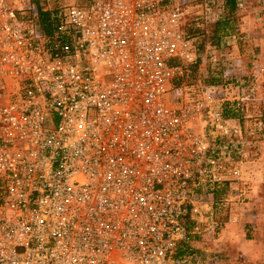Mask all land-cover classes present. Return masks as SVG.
Returning a JSON list of instances; mask_svg holds the SVG:
<instances>
[{
    "label": "built area",
    "instance_id": "2783aa9c",
    "mask_svg": "<svg viewBox=\"0 0 264 264\" xmlns=\"http://www.w3.org/2000/svg\"><path fill=\"white\" fill-rule=\"evenodd\" d=\"M188 1L0 0V264H190L219 232L247 153L227 86L169 102L202 56Z\"/></svg>",
    "mask_w": 264,
    "mask_h": 264
},
{
    "label": "rangeland",
    "instance_id": "374dc122",
    "mask_svg": "<svg viewBox=\"0 0 264 264\" xmlns=\"http://www.w3.org/2000/svg\"><path fill=\"white\" fill-rule=\"evenodd\" d=\"M86 2L87 0H48V4L53 6L79 5ZM213 2L215 0L188 1L183 16L186 32L190 27H194L193 22L195 24L200 22L199 18L206 15V5H211ZM234 7L235 13L229 31L232 33L231 36L241 38V40L235 42V46L236 49L239 48L242 51L243 58L240 55L233 58L234 56L230 55L232 52L229 55L224 52L226 47L224 48L225 42L222 39L220 48H223V53H225L227 60H222L223 58L218 52L220 48L212 56L214 61H210L209 56L205 52L201 53V60L191 69L188 78L183 81V85L176 83L175 87L169 92V102L171 105H175L181 97L203 98V93L207 87H217L219 88L217 93L224 94L225 91L220 90V87L227 86L231 102L234 103V108L239 115L238 118L233 119L239 120L244 137L245 152L247 153V158L245 159L234 157V162H236L235 164L241 173V181L232 179L224 194L215 198L218 200L224 196L230 202L228 209L218 212L217 216L223 223L219 232L214 236L200 235V237H194L188 245L183 244L184 247L187 246L193 252L191 257H183L185 259L189 257L190 264H230L229 258L226 256V252L220 242L222 230L226 224L239 220L240 212L243 213L245 206L250 203V193L254 189H258L255 185L260 188V191L257 192L262 198L261 208L263 215L260 219V227L264 230V49H261V40L264 41V32L260 33L258 46L252 41L249 42L251 36L255 38L259 27L256 28L247 21V25L244 26L245 31L241 32L245 35L243 38V35L239 34L240 29L243 28L241 27L243 25L242 16L237 12L236 5ZM247 35L249 36L247 37ZM211 81L220 84L209 86L208 83ZM252 89L254 91L251 92ZM240 190L244 191L245 199L243 201L238 198ZM251 225L248 224L250 231H252ZM235 264L238 263L235 262Z\"/></svg>",
    "mask_w": 264,
    "mask_h": 264
},
{
    "label": "crops",
    "instance_id": "0c3cea01",
    "mask_svg": "<svg viewBox=\"0 0 264 264\" xmlns=\"http://www.w3.org/2000/svg\"><path fill=\"white\" fill-rule=\"evenodd\" d=\"M234 4L236 5L237 12L242 16L241 21L243 25H241V27L243 28L240 29L239 34L243 35L241 32L245 31L244 26L247 25V21L256 28L259 27V31H257L255 38L251 36L249 40V42L252 41L258 46L257 44L260 42V33L264 32V0H235ZM215 12L221 15V10L217 9ZM209 15H211V9ZM244 36L245 35H243V38ZM248 36L249 35H247V37ZM223 39L225 42L224 48L226 47L224 52H227L228 55L232 52L230 55L234 56L233 58L239 55L243 58L242 51L239 50V48L236 49L235 46V42L241 40L240 37L228 36ZM263 42L264 41L261 40L262 50L264 49ZM255 186H257L258 189L256 188L250 193V203L248 206H245L243 213L240 212L239 220L226 224L222 230L220 242L223 250L226 252V256L229 258L230 264H235V262L238 264H264V230L260 227V219L263 215L261 208L262 198L261 195L257 193L260 191L259 186ZM231 217H233V215H231ZM248 224H252L251 228L253 232L249 230L250 227Z\"/></svg>",
    "mask_w": 264,
    "mask_h": 264
},
{
    "label": "trees",
    "instance_id": "16d2710c",
    "mask_svg": "<svg viewBox=\"0 0 264 264\" xmlns=\"http://www.w3.org/2000/svg\"><path fill=\"white\" fill-rule=\"evenodd\" d=\"M235 0H220L219 3L213 2L211 4V15L209 13L199 18V23H194V27H190L187 30V33L192 37H197L200 43V52L208 54L207 52L217 51L220 48L221 40L225 37L231 36L232 33L229 31L230 27L232 26V18L235 13ZM219 9L221 10V15H218L215 11ZM39 23L41 30L48 34L51 29L49 14L40 13L39 14ZM201 60V59H200ZM199 60V61H200ZM218 82H209L208 85H218ZM222 110L227 117L230 118H238V113L234 108V103L228 102L222 105ZM228 187V183H221L219 184L214 193L212 194L214 198H218L224 194L225 190ZM183 248V249H182ZM177 257H187L192 256L193 252L184 245L179 248L176 253Z\"/></svg>",
    "mask_w": 264,
    "mask_h": 264
}]
</instances>
